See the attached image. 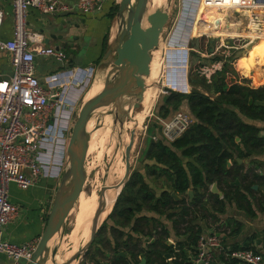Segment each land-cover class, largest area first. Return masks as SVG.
I'll use <instances>...</instances> for the list:
<instances>
[{"label":"trees","instance_id":"obj_1","mask_svg":"<svg viewBox=\"0 0 264 264\" xmlns=\"http://www.w3.org/2000/svg\"><path fill=\"white\" fill-rule=\"evenodd\" d=\"M225 8L233 11L232 18L235 8ZM216 17L224 22L221 14ZM247 22L244 35L260 38L249 49L243 48L246 55L240 52L224 57L215 53L210 57L212 62L224 61L211 82L214 96L194 84L193 75L202 62L191 70L189 82L193 88L187 93L171 92L167 104L174 102L176 109L187 100L195 121L173 142L164 138L151 142L145 173H133L86 257L96 263L104 257L107 264H141L143 258L145 264H193L198 241L207 230L214 228L229 238L241 234L244 223L227 216L229 206L253 218L264 211V22ZM104 43L106 48L107 38ZM255 66L262 68L261 77L249 76ZM170 113L168 105L163 116ZM149 178L165 179L159 196ZM215 183L223 198L211 190ZM176 236L184 239L169 243ZM225 247L213 264H241L231 256L232 251H257L250 243L245 246L234 242L230 248ZM121 252L127 256L119 255Z\"/></svg>","mask_w":264,"mask_h":264},{"label":"built area","instance_id":"obj_2","mask_svg":"<svg viewBox=\"0 0 264 264\" xmlns=\"http://www.w3.org/2000/svg\"><path fill=\"white\" fill-rule=\"evenodd\" d=\"M11 1L15 17L14 34L10 39L0 37V49L11 52L13 65L12 76H0V255L18 263L21 259H31L38 242L18 244L4 236L6 225L17 218L20 211L19 204L10 198V185L29 190L42 178L61 179L81 98L76 99V95L90 86L93 74L79 86L69 84L65 79L59 80L55 88L46 86L37 75V58H54L63 66H68L70 57L63 49L37 43L40 34L28 29V13L31 8L42 13H69L74 8L61 0ZM112 1L119 0H77L76 5L82 14L88 15L102 12L107 3ZM199 1L192 0L191 5L197 7ZM201 1L205 6L218 8L243 7L253 1L264 4V0ZM3 15L4 11L0 7V28ZM187 36L183 35L177 43L182 44L183 50L191 51ZM219 62H222L223 67L224 61H215L213 64ZM216 71L219 69H215L211 75ZM161 76L160 89L168 92L164 86V71ZM210 81L212 79L209 78ZM159 120L162 136L170 142L181 136L195 121L185 111H177L173 116ZM154 140L158 138L154 137ZM225 251L222 238L214 232H207L200 237L192 262L213 264L215 252ZM231 256L239 259L241 264H264V251L238 249L232 251ZM86 264L100 263L87 261Z\"/></svg>","mask_w":264,"mask_h":264},{"label":"rangeland","instance_id":"obj_3","mask_svg":"<svg viewBox=\"0 0 264 264\" xmlns=\"http://www.w3.org/2000/svg\"><path fill=\"white\" fill-rule=\"evenodd\" d=\"M120 1L121 0L117 2L112 1L110 3L109 11L110 14H112L111 16L114 20L116 13L119 9ZM62 2L66 3V1L63 0ZM152 2L153 0H149L147 14L145 16V21L143 22L144 27H147L146 24L147 15L150 13V12L148 13V11L150 9V4ZM66 4L69 5L70 3L67 2ZM191 4H192V0H166L165 3L161 5V9L168 12L170 18L168 19L165 28L162 32L159 47L152 54L153 59L151 62V74L149 77H147V89L144 94V100L141 103V106L133 111L132 118L127 119L125 121L124 127H121L120 125L115 126L113 124V121L109 118L104 119L103 116H101L102 110H98L99 112L97 110H94L92 112L89 122L90 123L89 129L91 130L92 133L91 146L87 157V165L89 170H88V179L83 189L84 192L91 193L92 190L96 188L99 195V192L104 182L105 173L108 172L109 168H111L114 163L119 162L120 164H124L121 167H119L118 171L116 172V174L117 173L124 174V170H126V161H125L126 147L131 140L132 132H135V136H134L135 139L131 151L130 177H132L131 175L137 171L145 172L144 167L147 163L146 152L151 142L156 141L154 140V137H157L158 139L163 138L162 127L160 125L159 119L166 118L163 116L165 113V108L169 105L171 109V113L168 117L173 116L177 111H185L187 113H190L195 119L193 113L189 108L187 100H183L182 104L179 105V107L176 109H174L173 107L174 102L167 104L166 101L167 98L171 95V92L177 91V92L185 93L190 89V86L191 88H193L191 82H189L191 70L193 68H196V66L199 65L200 62H202V66L196 68V69L199 68V71L194 73L193 75L194 84L201 91L209 93L211 94V96H214L211 89L212 81L209 82V78L213 80V77L217 71L212 75L211 73L214 72L215 69H219V71L222 70V62L213 64V62L210 60V57L213 56L215 53L216 54L218 53V55H222V56L225 55L226 57L230 55H234L235 53L242 52L243 46H250L256 43L257 41H259V40H253L245 35L233 36L230 35L229 32L224 31L223 29L224 22L221 21V19L217 18L216 14L219 13L222 16H225L227 15V13H229V15H231L233 11L225 8V6L221 9V11H217V9L212 10L210 6H205L201 0L199 1V3H196L197 7H193ZM70 6L73 7L74 9H77V5L75 4H70ZM198 9H199V13L198 16L196 17ZM251 9L244 7L235 8L234 11L237 12H235V15L232 16L231 20L234 21V23H238L241 26L245 27L247 26L248 23L247 21H251V19H258L257 18L258 16H256V14L261 15L260 17H262L263 14L261 13L264 12L262 11L263 9L262 7H260L259 9L258 6H256L255 4V8L254 9L251 8ZM194 22H195V27L192 33L191 30L194 26ZM77 23L78 21L72 23V26H74V24ZM115 23L116 21H114V24ZM206 32H209V34H205ZM114 33H115V29L112 35H114ZM109 34L111 35V33ZM183 35H188L187 36L188 45H189L188 47L192 48L191 51H183V49H177L179 47H176L175 43L176 42L179 43L180 41L179 38H181ZM253 37L254 39L257 38L256 36ZM88 46H89L88 40L82 44V48H81L82 53L78 56L79 61H83V59H86L84 55L88 51ZM211 47H214L213 50L211 49ZM105 50L106 48L104 47L103 53L94 63L95 70L93 73L91 84L82 93L79 101V106L83 102L86 92L93 84L96 69L100 67L99 60L103 57ZM208 51L209 52L211 51V53H209ZM166 52H168V55H165ZM243 53L245 52L243 51ZM75 55L78 54L75 53ZM51 61L55 62V60L53 59ZM103 68H104L103 70H105V67ZM254 69L257 70V72L263 71L262 68H260L259 66H255ZM36 70H38V64H36ZM163 71H164V86H165V90L168 92H164V91L162 92L160 89V87H162L161 73ZM234 75L238 76L236 72ZM251 75L254 76V74L252 73L249 76ZM100 78L103 82L102 77ZM169 88L171 89V92L169 91ZM142 113H143V117H141ZM109 129L111 132L108 131ZM104 134H106V136ZM102 135L105 138H107L104 145L102 144L103 149L101 146L93 145L95 138L96 141H99V139L103 137ZM113 143L115 144L113 145ZM120 180L121 178L115 179L113 183L116 184ZM148 180L150 181L151 185L155 187L154 190L156 192H159L160 189H163V187L166 186V181L164 178H160L157 180L149 178ZM56 185L58 187L59 181L56 183ZM114 192L115 189L112 188H109L107 190L106 192L107 200H111L113 198ZM231 207L235 211L234 206L231 205ZM111 210H108L107 212ZM233 213H236L237 219H239L240 221H242L247 225L249 224V222H252L255 218L250 216L248 218L246 217V215L243 214L240 215V212H236V211ZM73 219H74V215L71 214L69 216L66 225L65 233L61 238V240L64 242L63 245L64 253H66L68 249L72 248V246H69L68 243H69V234L71 233V231L74 228V225L76 224V223L72 224ZM173 239L182 240L184 239V236ZM83 246H84V232L82 234L80 241L73 249H77L78 247V250H80ZM71 251L72 250L70 249V253ZM73 253H71V255ZM100 259H105V258L102 257ZM87 261L94 262L89 257H86L85 262L83 263L86 264ZM28 262L29 261L26 259H21L18 262V264H27ZM77 263L78 260L75 261V264ZM0 264H5V261L1 259Z\"/></svg>","mask_w":264,"mask_h":264},{"label":"water","instance_id":"obj_4","mask_svg":"<svg viewBox=\"0 0 264 264\" xmlns=\"http://www.w3.org/2000/svg\"><path fill=\"white\" fill-rule=\"evenodd\" d=\"M148 4L149 0H121L119 3L115 16V33L108 42L103 57L99 60L100 67L96 69L91 85L93 87L100 81L103 83V88L89 98L87 93L90 87L78 108L67 148L66 165L59 180L45 229L27 264H73L76 260H78L77 264L83 263L102 224L112 212L128 182L135 132H132L131 140L126 147L124 177L112 186L107 185L106 180L103 182L99 192L98 207L92 217L90 235L86 243L67 261H56L57 248L65 233L69 216L79 201L88 179L87 157L92 136L89 122L92 112L102 110L104 119L109 118L115 126L124 127L125 121L132 118L133 111L138 109L144 100L147 77L151 74L152 54L159 47L162 32L170 18L169 13L161 9L157 13L147 15L148 26L144 27ZM53 37L56 38L55 35ZM238 161L241 163L243 160L238 159ZM231 164L230 161L228 165ZM109 188L115 189V199L112 201V210L102 219L103 213L109 207V201L106 199ZM212 191L222 194L216 183L213 184ZM190 192L192 194V191ZM169 257L167 255V258Z\"/></svg>","mask_w":264,"mask_h":264},{"label":"crops","instance_id":"obj_5","mask_svg":"<svg viewBox=\"0 0 264 264\" xmlns=\"http://www.w3.org/2000/svg\"><path fill=\"white\" fill-rule=\"evenodd\" d=\"M63 1H66V3L68 2L70 4H77V0ZM0 7L4 11L3 23L0 28V37L3 39H10L14 34L15 21L12 1L0 0ZM258 8L260 9V7ZM262 8V11H264V7ZM211 9H217V11H219V8L216 6L211 7ZM109 10L110 3H107L102 12L88 15L82 14L78 9H74L69 13H42L38 9H30L27 17L28 29L31 32H37L40 34L39 38H37V43L63 49L70 57V63L68 66H63L58 60L54 58H37V75L46 86L55 88L58 86L59 80L62 79H65L69 84L79 86L84 82L86 77L94 73V63L103 53L105 47L104 41L106 38L108 42L111 41L113 36L112 34L115 29V20L110 15ZM198 13L199 9L197 11L196 17L198 16ZM261 14H263L262 17H260L261 15L257 14L256 16H258L257 18L259 21L264 22V12ZM76 21H78V23L72 26V23H75ZM194 27L195 22L191 31H193ZM244 32V34H246L245 27ZM109 33H111V35ZM53 35H55L56 38H54ZM256 37V39L260 38L258 36ZM252 39L255 40L254 37ZM87 40L89 42V46L88 51L84 55L86 59L82 58L83 61H79L78 56L82 53V44ZM250 47L251 45L243 46L242 49H249ZM75 53L78 55H75ZM242 55L246 54L243 53ZM52 59L55 60V62L51 61ZM254 71H256V73ZM260 72H257L255 69L251 70V73L256 77L257 75L261 77ZM12 74V54L8 50L0 49V76L8 78L12 76ZM82 93H77L76 99H79ZM245 162H248V160H245ZM57 182L58 181L55 179L42 178L39 180L37 185L29 190H22L15 184L10 185V198L13 202L19 204L20 211L17 218L9 222L5 227L4 236L7 240L18 244L31 241L39 242L53 204L57 190ZM262 201H264V199H262ZM234 208L236 212H240V215L243 214L249 218L245 212L238 210L236 207ZM227 209V216H234L237 218V215L236 213H233L235 211L231 206H229ZM214 230L215 229L212 228L211 230H207V232L212 233ZM263 231L264 211L261 210L258 211V216L255 217L252 222H249L248 225L244 223L241 234L235 238L225 237L224 233H219L216 230L214 233L218 234L222 240H224V245L228 248H230L234 242L244 244L245 246H248L250 243L256 248L257 251L261 252L264 251ZM251 240H254L253 243H251ZM78 247L77 249H73L71 253L77 251ZM217 252H215V259L219 254ZM71 253L69 256H71ZM64 254L65 253H63V255ZM69 256L64 261H59L56 256L55 258L59 262H65L69 259ZM1 259L5 261V264H18L8 259L5 255H0V260Z\"/></svg>","mask_w":264,"mask_h":264},{"label":"bare ground","instance_id":"obj_6","mask_svg":"<svg viewBox=\"0 0 264 264\" xmlns=\"http://www.w3.org/2000/svg\"><path fill=\"white\" fill-rule=\"evenodd\" d=\"M165 1L164 0H153V2L150 4V9H149L148 13L149 12L152 13V14L153 13H157L159 10H161V5H163L165 3ZM256 6L264 7V4H261V3L257 4L256 3ZM243 7L244 8H248V9H251V8L254 9L255 8V2L253 1L250 4H248L246 6H243ZM236 8H242V7H236ZM223 20H224V27H223L224 31L235 32V33H239V34H242V35L245 33L244 32V26H241V25H238L237 23H234V21L231 20V16L229 14L223 16ZM146 24L148 26V22L147 21H146ZM102 88H103V83H100V82L95 83L93 85V87H91L90 90L88 91V93H87L88 97L90 98V97L94 96ZM95 114H96V112H95ZM141 117H143V113L141 114ZM94 119H96V118H94ZM89 126H90V123H89ZM108 131H110V129ZM108 134H110V133H108ZM104 135L106 136V134H104ZM104 138H105L104 136L101 137L99 139V141H96V138H95L93 145L94 146H101L102 149H103V145H104V143L107 140V138H105V140H104ZM109 141H110V139H109ZM114 144L115 143H113V145ZM122 165H124V164H120L119 162L114 163L112 165V167L109 168L108 172L105 173L104 180H106V184L107 185L110 186V185L114 184L113 182H114L115 179H120V178L122 179L124 177L125 170H124V174L123 173H121V174L117 173L116 174V172L118 171V168L121 167ZM119 171H120V169H119ZM114 199H115V192H114L113 198L111 200H107V201H109V207L103 213L102 219L107 217L108 213L110 212V211L109 212H107V211L112 209V201ZM98 201H99V195H98V192H97L96 188H94L91 193H87V192L83 191V193L81 194V196L79 198V201L76 204L77 205L76 208L74 207L75 209H73V212H71V214L74 215V219H73L72 224L76 223L74 225L73 230L69 234V243H68V245L72 246V248H70L71 250H73V248L78 244V242L80 241V239L82 237L83 232H84V236H85L84 244L86 243V241H87V239H88V237L90 235L91 220H92V217L94 216L95 211H96V209L98 207ZM63 245H64V242L61 240V242H60V244H59V246L57 248V253H56V257H57L58 260L61 258V256L64 253L63 252ZM70 249H68L66 251V253L62 256V258L59 261H64V260L67 259V256H69V253H70ZM73 264H75V263H73Z\"/></svg>","mask_w":264,"mask_h":264},{"label":"flooded vegetation","instance_id":"obj_7","mask_svg":"<svg viewBox=\"0 0 264 264\" xmlns=\"http://www.w3.org/2000/svg\"><path fill=\"white\" fill-rule=\"evenodd\" d=\"M144 169H145V167H144ZM138 172V171H137ZM139 172H142V171H139ZM142 173H145V172H142ZM133 175V174H132ZM131 175V176H132ZM131 179V177H129V180ZM128 180V181H129ZM150 182V181H149ZM126 186V185H125ZM213 186V185H212ZM165 187H163V189H164ZM154 189H155V187H154ZM163 189H160V191L159 192H156L155 190V193H156V195L157 196H159L160 195V193H161V191L163 190ZM211 190H212V187H211ZM190 191H192V190H189L188 191V195L190 196V197H192L193 196V191H192V194H191V192ZM174 196H176V198H178L179 199V197L175 194V193H172ZM220 195V194H219ZM221 196V198H223V194H221L220 195ZM151 241H154V237L151 239ZM174 242H175V240L173 239V238H171V239H169V243H173L174 244ZM119 255H121V256H123V257H126L127 256V254H125V253H123V252H121ZM143 260H145L144 258L142 259V263L141 264H145V262H143ZM107 262L108 261H106V259H101V263L100 264H107Z\"/></svg>","mask_w":264,"mask_h":264}]
</instances>
